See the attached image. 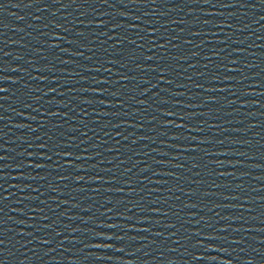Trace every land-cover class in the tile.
I'll list each match as a JSON object with an SVG mask.
<instances>
[{"label":"water","instance_id":"water-1","mask_svg":"<svg viewBox=\"0 0 264 264\" xmlns=\"http://www.w3.org/2000/svg\"><path fill=\"white\" fill-rule=\"evenodd\" d=\"M108 1L0 0V69H4L0 71V87L9 89L0 93L5 97L0 100V116L3 117L0 155L6 157L0 161L3 169L0 176L5 177L0 180L4 186L0 193L8 197L0 203V240L3 241L0 261L3 264H78L99 133V124L93 121L100 120L97 113L101 112L99 101L103 98L93 89H104V84L95 83L93 78L104 80L105 76L103 68L100 72L90 69L105 66ZM81 32L84 36L77 35ZM53 43L60 47H50ZM89 56L91 60L87 59ZM15 68L19 71H13ZM53 88L57 91L51 92ZM36 89L39 91H34ZM39 96L43 98L37 102L35 98ZM84 99H91L93 103L84 104ZM34 108L40 111H33ZM85 108L87 112L80 115ZM50 112L60 115L52 116ZM81 120L86 121L87 126ZM45 121L46 126L41 128L40 124ZM18 124L39 130L16 127ZM82 132H87V136ZM73 141L79 148L57 150L89 159L73 162L53 156L52 161L39 160L40 156L52 155V152H45L36 145H64ZM57 159L59 165L55 163ZM29 163H45L49 167L28 168L25 165ZM67 163H75L79 169L61 167ZM77 175L84 180L77 183L73 178ZM62 176L68 178L61 179ZM53 188L56 191H52ZM45 240L50 243H44Z\"/></svg>","mask_w":264,"mask_h":264},{"label":"snow or ice","instance_id":"snow-or-ice-1","mask_svg":"<svg viewBox=\"0 0 264 264\" xmlns=\"http://www.w3.org/2000/svg\"><path fill=\"white\" fill-rule=\"evenodd\" d=\"M104 2L106 3L107 0H104ZM133 2H135V0H133ZM153 3L156 2V0H152ZM15 6V5H14ZM231 6V5H229ZM103 25H96V27H102ZM117 27H122L121 25H117ZM115 29H113L114 31ZM77 35L79 36H84V33H78ZM106 35V33L104 34ZM156 35V31L153 30L151 32L148 33V36H152L154 37ZM163 38V37H162ZM54 39L56 40H62L64 39L63 37H54ZM109 39H112V40H115L116 43L113 45V47L115 49H120V51H117L116 52V56H121V55H127V58L128 59H132V60H135L137 59L139 56L143 55L142 53H140L138 51V49L140 48H143V45H138L137 46V49H132V50H126L123 48V45L125 44V42H127L128 44H132V45H135L136 44V41L135 40H132V39H127V38H124V37H109ZM143 39V38H141ZM69 43H74V41H68ZM151 45H156L159 49L163 50L165 48H167V43H162V44H158L157 45V41L155 39L151 40ZM187 43H191V41H187ZM50 47L52 48H59L60 45L59 44H56V43H53L50 45ZM90 51H94L93 49H88ZM150 51H154V49L150 48L149 49ZM5 55H8V53H5ZM70 55H77V53H70ZM79 55L83 56V53H79ZM111 55V54H110ZM87 59L91 60L92 57L89 56L87 57ZM143 59L145 60H148V61H151L153 59H155L154 56L152 55H147V56H143ZM172 59H176V57H172ZM63 63L67 64L68 61H62ZM107 64H119V66L121 68H126L127 67V64H124V63H120L119 60L117 59H108L106 61ZM233 63H235V61H233ZM137 67H139V64L137 65ZM194 67V66H193ZM205 68L208 67V65H204ZM101 68H103V70L107 73H111L112 72V69L110 67H105V66H101V67H97L95 69H90V71H96V72H100L101 71ZM4 69H0V71H3ZM50 70V69H49ZM13 71H19L18 68H15L13 69ZM37 71H41V69H37ZM152 72H159L160 76L161 77H167L170 75L169 73V70L168 68L166 67H155V68H152L151 69ZM229 71H232V69H229ZM34 79H39V77H34ZM95 83L97 84H109L110 82V79L111 77H109L108 79H104V80H95V78H93ZM136 77L135 76H128V75H125L123 72L119 73V79L115 81L116 84H122V82L124 81H132V80H135ZM18 81H12V83H17ZM53 83H57V81L53 80L52 81ZM144 83H151V81H148V80H145L143 81ZM162 83H167V84H172L173 83V80L171 79H164L161 81ZM65 83H69V81H66ZM125 87V89L127 88V85L124 84L123 85ZM157 85H153V87H156ZM181 85H178V87H180ZM197 87H200L199 85H197ZM216 89H205V91H215ZM9 89L8 88H5V87H0V93H6L8 92ZM34 91H39L38 89L34 90ZM51 92H56L57 90L55 88L51 89L50 90ZM85 92L89 91L88 89H84ZM93 91L95 92L96 95L98 96H103L105 95L106 92H108L107 89L103 90V91H99V90H95L93 89ZM162 91H167V89H162ZM219 91H224V89H219ZM64 93H61V95H63ZM109 94L111 96H115L117 97V99H120V96L118 94L117 91H110ZM246 95L249 94V93H245ZM44 95H48V93H44ZM173 95H182V93H173ZM43 97L42 96H39V97H36L35 99L37 100V102H39L40 99H42ZM2 99H5V97L3 96H0V100ZM134 99V97H133ZM216 103L217 101L215 100H211V101H205V103ZM49 103H51V101H49ZM83 103L84 104H92L93 101L91 99H84L83 100ZM100 104L104 105L105 108H112V107H123V103H119V104H116V105H113L111 103H105L104 100H100L99 101ZM139 103L143 104L144 101H139ZM163 103H169V101L165 100L163 101ZM27 107H31V105H26ZM182 107H194V105H191V104H188V105H181ZM33 111H37L39 112L40 109L39 108H34ZM73 111H75V109H73ZM95 111V110H94ZM87 112V109H83V112L80 113V115H82L83 113H86ZM18 115H21L20 113H17ZM50 115L52 116H57V115H60L59 112H50L49 113ZM98 116H103V117H108V116H117L119 115V113H116V112H113V113H109L108 111H102V112H99L97 113ZM161 115H164V116H176L180 121H185L188 119L187 116L185 115H180L179 113L177 112H168V111H165V112H162ZM65 118L67 119V114H65ZM24 119H29V117H24ZM34 119V118H33ZM0 120H3V117L0 116ZM81 123L85 124V126H87L86 124V121L84 120H81L80 121ZM46 121L45 122H42L40 124V127L43 128L46 126ZM93 123H96V124H100L101 121L99 119L93 121ZM151 123V121H150ZM130 127L133 126V125H129ZM161 126L163 128H168V127H176L177 129H185L187 128V130L189 132L191 131H196V129L194 128H190L188 127L186 124L184 123H175V122H169V121H163L161 122ZM16 127H19V128H24V127H28L30 128L31 131L33 132H36L38 131L39 129H36V128H31L30 125H23V124H18L16 125ZM62 127V125H61ZM114 127H120V125H114ZM202 127V126H201ZM71 130V129H70ZM2 131V130H0ZM75 131H80V129H75ZM94 131V130H93ZM82 135L83 136H87V132H82ZM181 137L180 136H173L172 139H180ZM0 139H2V137H0ZM38 140H42L43 137H37ZM143 139V137L141 138ZM184 139H188V137H184ZM49 140H51V137H49ZM205 141H200L199 143H204ZM81 143H84V141H82ZM133 143H135V141H133ZM31 147V145H30ZM36 147L40 148V149H43L45 150V152H52V155H44V156H40L39 157V160L40 161H44V160H47V161H52L53 160V156L55 157H63L67 160H71V161H79V160H84V159H89V157H86L84 155H81V154H74L73 152H70V151H58L57 149H61V148H72V147H77L79 148V145L78 144H74V141L72 143H68V144H64V145H61V144H53V145H49L47 143H41L39 145H36ZM4 151H6L7 149H3ZM87 148L83 149V152H87ZM117 151H119V149H117ZM182 151L184 152H187V151H192V152H196L197 151V148L195 147H192V148H184L182 149ZM21 155H24L23 153H21ZM29 155L31 156V153H29ZM162 155H167V153H162ZM179 157H173V159H178ZM6 157L5 156H2L0 155V161H3L5 160ZM55 163L57 165L60 164V160L57 159L55 161ZM157 163H160L159 161ZM26 167L28 168H38V169H44L46 167H49V165L45 164V163H29L27 165H25ZM19 167V166H18ZM61 167H65V168H72V167H77L79 169V165H76L75 163H67V164H64V165H61ZM94 167V166H93ZM56 170H59V169H56ZM3 169L0 168V172H2ZM109 171H111V169H109ZM129 171H131V169H129ZM142 171H147V169H142ZM172 175L171 173H154V175ZM223 175V174H221ZM18 177H13V179H17ZM33 179H35V177H32ZM42 179H46V177H41ZM68 177L66 176H62L61 179H67ZM77 183H79L80 181H83L84 180V177L83 176H80V175H77L75 177H73ZM5 177L4 176H0V180H4ZM116 181H107L106 183H115ZM97 183H99V181H97ZM141 183H143V181H141ZM3 184L0 183V189H3ZM128 187L131 188V184L129 183L128 184ZM105 191H108V192H112V191H115L117 193H123V189L122 188H116V189H112V188H107V189H104ZM178 191H183L182 188H179V189H176ZM4 191H7V189H4ZM35 191H39V189H35ZM52 191H56L55 188L52 189ZM95 192H100L101 189L100 188H96L94 189ZM169 191H173V189H169ZM132 193L129 192L127 193V195H131ZM187 195H193L192 192H188L186 193ZM238 198V197H237ZM8 197L7 196H3L2 193H0V203H2L3 200H7ZM109 204H120V203H124V201H119V203H117V201H112V200H109L108 201ZM127 203H134V204H139V201H136V202H133V201H128ZM155 203V202H153ZM109 211H113V209H109ZM128 211H132V209H128ZM141 211H144V209H141ZM122 216V218L124 219H131V217L127 216V215H124L123 213L120 214ZM165 215H167V213H165ZM144 221H141V223H143ZM171 227H175V225H170ZM98 227H108L110 229H114L116 227H118V225L116 224H104V223H101L98 225ZM143 231H148L147 228L143 229ZM100 239L101 240H113V239H123V237H114L112 235H102L100 236ZM205 239H208V240H211V239H215V237H205ZM44 243H50V241H43ZM3 241L0 240V244H2ZM92 247H95V248H101V247H104V248H111L112 245L111 244H100V243H96V244H93ZM117 251H120V252H123L124 249L123 248H117L116 249ZM214 250V249H213ZM196 259H203V257H196ZM0 264H3L2 261H0Z\"/></svg>","mask_w":264,"mask_h":264}]
</instances>
